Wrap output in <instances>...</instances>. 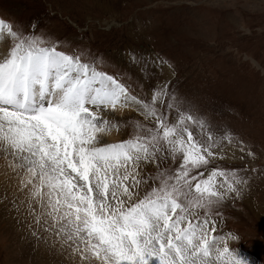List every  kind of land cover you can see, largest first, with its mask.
Masks as SVG:
<instances>
[{"label": "snow or ice", "instance_id": "obj_1", "mask_svg": "<svg viewBox=\"0 0 264 264\" xmlns=\"http://www.w3.org/2000/svg\"><path fill=\"white\" fill-rule=\"evenodd\" d=\"M36 27L0 19V202L17 225L80 264H252L210 220L247 183L215 164L225 141L236 147L230 130L216 135L165 99L167 84L150 99L131 95L95 58L57 51ZM125 108L142 120L106 143L121 127L108 117Z\"/></svg>", "mask_w": 264, "mask_h": 264}, {"label": "rangeland", "instance_id": "obj_2", "mask_svg": "<svg viewBox=\"0 0 264 264\" xmlns=\"http://www.w3.org/2000/svg\"><path fill=\"white\" fill-rule=\"evenodd\" d=\"M0 19L37 25L57 51L81 62L95 58L98 71L138 98L150 99L156 85L167 84L165 99L216 135L230 130L236 147L225 141V158L215 164L247 183L239 197L229 193L213 208L210 220L230 249L264 264V0H0ZM108 119L121 127L106 143H118L132 131L124 125L142 117L125 108ZM13 217L0 202V264H80L78 257L62 260L63 251L60 259L52 255L59 246L31 237Z\"/></svg>", "mask_w": 264, "mask_h": 264}, {"label": "bare ground", "instance_id": "obj_3", "mask_svg": "<svg viewBox=\"0 0 264 264\" xmlns=\"http://www.w3.org/2000/svg\"><path fill=\"white\" fill-rule=\"evenodd\" d=\"M3 54H5V51H4V49H3V42H0V55H3ZM130 109V108H129ZM123 111H125V109H123V110H118V111H116V113H118V114H121ZM106 137H107V139H109L110 138V135H102L101 136V139L103 140V141H105V142H107L108 140L106 139ZM3 164H4V161L2 160V159H0V176H1V178H0V180H3V175H2V173H3ZM50 242H52L51 240H49L48 241V243H50ZM58 246V245H57ZM55 246H53V248H54ZM56 249V248H55ZM58 251H60L59 250V248L58 249H56V250H54L53 251V253H52V255H54L55 257H57V258H59L60 259V253L58 252ZM71 259V257L69 256V254L67 253V252H65V254L63 253V257H62V260H65V261H67L68 262V260H70ZM58 260V259H57ZM94 262V261H93Z\"/></svg>", "mask_w": 264, "mask_h": 264}]
</instances>
